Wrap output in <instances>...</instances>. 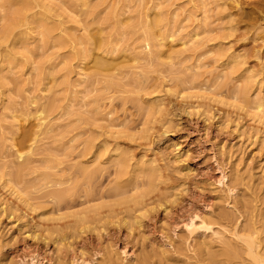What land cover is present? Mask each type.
I'll return each instance as SVG.
<instances>
[{"label": "rangeland", "instance_id": "1", "mask_svg": "<svg viewBox=\"0 0 264 264\" xmlns=\"http://www.w3.org/2000/svg\"><path fill=\"white\" fill-rule=\"evenodd\" d=\"M232 1L0 0V264L264 250V16Z\"/></svg>", "mask_w": 264, "mask_h": 264}, {"label": "bare ground", "instance_id": "2", "mask_svg": "<svg viewBox=\"0 0 264 264\" xmlns=\"http://www.w3.org/2000/svg\"><path fill=\"white\" fill-rule=\"evenodd\" d=\"M232 3L234 4L235 8H238V21H241V19H243L244 17H246V13L243 11V8L241 7L242 4H247L249 5L250 3H247L244 0H233ZM255 4V10H256V16L257 17H261L264 16V0H256L254 2ZM263 106V102L261 100H259L256 105L255 108L257 110H260ZM198 229H202L204 231H210V228L205 225L203 222L200 223L199 226H193L191 227V232H195ZM234 236H236V234L234 233ZM237 239H242V241L244 242L246 251L248 252L247 255L251 258V260L248 261H240L238 264H264V250L262 252L257 250L256 244L255 242H253V238L250 235H246L244 237H239L236 236Z\"/></svg>", "mask_w": 264, "mask_h": 264}]
</instances>
